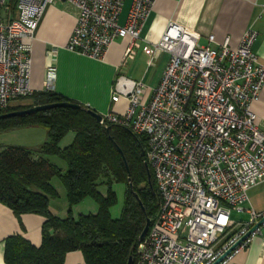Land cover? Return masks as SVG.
I'll list each match as a JSON object with an SVG mask.
<instances>
[{
  "label": "built area",
  "instance_id": "1",
  "mask_svg": "<svg viewBox=\"0 0 264 264\" xmlns=\"http://www.w3.org/2000/svg\"><path fill=\"white\" fill-rule=\"evenodd\" d=\"M124 1L0 0V110L33 93L32 42L55 2L77 10L67 51L100 60L116 39L127 38L123 62L132 59L156 0H131L119 24ZM256 37L248 28L235 46L230 36L217 42L213 34L200 45L195 31L168 22L152 44L148 63L161 53L168 60L151 92L141 81L115 79L111 101L124 98L127 107L101 115L99 124L145 136V163L159 199L135 264H212L264 216L248 196L264 182V131L251 108L264 85V64L251 49ZM54 79L51 65L43 91L54 90ZM232 211L248 219L235 220ZM261 226L219 264H232Z\"/></svg>",
  "mask_w": 264,
  "mask_h": 264
},
{
  "label": "trees",
  "instance_id": "2",
  "mask_svg": "<svg viewBox=\"0 0 264 264\" xmlns=\"http://www.w3.org/2000/svg\"><path fill=\"white\" fill-rule=\"evenodd\" d=\"M29 97L31 104L10 105L0 114L33 105L73 102L48 91L33 92ZM87 109L82 105L56 106L0 118V131L41 127L47 135L35 148L7 145L0 150V203L17 218L27 213L44 218L38 246L20 234L5 238V264H63L65 255L72 251L82 254L81 264H126L132 252L135 264L145 217L151 219L159 203L152 175V187L147 180L146 138L118 125L99 124ZM68 132H73L72 141L60 147L59 142ZM118 148L126 159L129 174ZM51 157L63 160L65 169L53 163ZM54 177L65 190L64 216L50 209V200L58 197L51 183ZM118 183L124 187L123 202L119 216L112 217L110 210L117 202L114 185ZM85 198L93 201L95 212L75 214L73 208Z\"/></svg>",
  "mask_w": 264,
  "mask_h": 264
},
{
  "label": "crops",
  "instance_id": "3",
  "mask_svg": "<svg viewBox=\"0 0 264 264\" xmlns=\"http://www.w3.org/2000/svg\"><path fill=\"white\" fill-rule=\"evenodd\" d=\"M76 15L77 10L68 3L55 2L46 8L32 42L30 84L33 92L43 91L46 69L52 65L55 69L52 92L101 115L107 112L122 113L127 107L124 98L111 101L113 84L118 76L141 81L148 93L157 85L168 55L161 53L152 64L148 62L152 44L160 38L168 22L195 31L200 45H206L207 37L213 34L217 42L230 36L231 44L235 46L243 32L251 28L257 33L252 52L264 64V0H156L140 31L139 46L135 48L134 57L125 62L123 53L128 44L127 38L116 39L100 60L67 51L64 46L74 27ZM151 68L154 69L152 72ZM251 108L256 115L258 128L264 131V85ZM56 190L57 198L62 196L65 202L62 199L55 210L52 208L55 200L51 199L49 204L53 213L61 215L67 209L65 190L62 187ZM248 196L253 210L264 212V182L251 188ZM86 209V212H95L96 207L92 202H86ZM245 215L243 220L248 219V214ZM43 221L42 216L30 213L17 218L11 209L0 203V264H5L6 237L20 234L38 246ZM260 231L246 248L234 254L232 264H264V224ZM82 262V254L72 251L65 255L63 264Z\"/></svg>",
  "mask_w": 264,
  "mask_h": 264
},
{
  "label": "rangeland",
  "instance_id": "4",
  "mask_svg": "<svg viewBox=\"0 0 264 264\" xmlns=\"http://www.w3.org/2000/svg\"><path fill=\"white\" fill-rule=\"evenodd\" d=\"M130 1L131 0L124 1L123 8L120 13L119 20H118L119 24L123 23L124 21L125 15L130 5ZM153 70L154 69L151 68L150 72H152ZM31 103H32L31 98L26 97V98H21V99L14 101L12 105L26 106ZM46 139H47L46 132L41 127H27V128L14 129V130H9V131H0V150L2 149V147L7 146V145H21V146L32 148V147H36L42 144ZM72 139H73V132H68L64 136V138L59 142V146L64 147L68 145L72 141ZM50 159L53 163H55L59 167H66L65 162L61 160L60 158L51 157ZM51 183L55 187V189L56 188L58 189L61 187L64 189L61 181L57 177L52 178ZM114 190L116 191L117 202L111 207L110 212H111L112 217H118L120 210H121L122 202H123V190H124L123 184H120V183L115 184ZM62 199H63L62 196L57 199H54L55 201L54 203H52V208L54 210L56 209V205H59L60 203H62L61 201ZM63 200H64L63 202H65V199ZM83 202H81L79 205L73 208L74 213H77L78 211H82V212L88 211L87 209L84 210L86 202L93 203V201L90 198H85ZM65 214L66 212L64 209V212L61 215L64 216ZM61 215H58V216H61ZM231 218L235 220H243L246 218V215L245 213H238L236 211H232Z\"/></svg>",
  "mask_w": 264,
  "mask_h": 264
},
{
  "label": "water",
  "instance_id": "5",
  "mask_svg": "<svg viewBox=\"0 0 264 264\" xmlns=\"http://www.w3.org/2000/svg\"><path fill=\"white\" fill-rule=\"evenodd\" d=\"M56 106H68V107H73V108H80L81 105L79 103L76 102H58V103H51V104H42V105H33L30 106L28 108H24L21 110H16V111H11V112H7L4 114H0V118L3 117H10V116H15V115H24V114H31L34 113L36 111L39 110H44V109H48L51 107H56ZM87 112L89 114H91L95 120L99 123L101 121V114L97 113L96 111L92 110V109H87ZM106 129H109V126H106ZM119 153L122 156L124 165H125V169L127 171V174H129V169H128V164L126 162V159L122 153V151L118 148ZM145 168H146V174H147V180H148V184L150 187H152V183H151V173L150 170L148 168V165L145 163ZM129 186L131 187L132 184L129 181ZM136 199L138 200V203L140 204L142 210H144V207L140 201V199L138 198L137 194H135ZM149 223H150V218L149 217H145V223L144 226L139 234L138 237V241H141L143 239V237L145 236L148 227H149ZM264 223V216H262L247 232L246 234H244L237 242H235L227 251H225L221 256H219L212 264H219L225 256H227L230 252H232L246 237H248L255 228L261 226ZM133 261V254L132 252L129 254L128 259L126 264H132Z\"/></svg>",
  "mask_w": 264,
  "mask_h": 264
}]
</instances>
